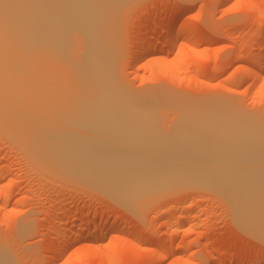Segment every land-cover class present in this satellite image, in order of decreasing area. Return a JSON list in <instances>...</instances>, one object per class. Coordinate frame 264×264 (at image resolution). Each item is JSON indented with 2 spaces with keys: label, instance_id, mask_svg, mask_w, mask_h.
I'll use <instances>...</instances> for the list:
<instances>
[{
  "label": "rangeland",
  "instance_id": "374dc122",
  "mask_svg": "<svg viewBox=\"0 0 264 264\" xmlns=\"http://www.w3.org/2000/svg\"><path fill=\"white\" fill-rule=\"evenodd\" d=\"M115 5L116 78L127 107L147 115L144 124L165 138L137 147L149 145L185 160L192 149L177 135L197 131L198 115L218 113L220 124L224 120L237 136L243 134L246 145L250 139L259 146L252 145L264 166V69L256 78L250 74L264 62V0H117ZM173 20L179 35L169 45L165 35ZM73 42L70 57L78 59L83 39L78 34ZM149 43L156 47L146 61ZM74 68L70 59L52 60L60 90H47L49 104L32 114L41 115L39 125H68L60 118L73 113L74 97L88 94L65 90L78 83ZM91 118L84 125L102 130ZM1 121L0 264H264V225L262 237L238 226L227 197L207 179L155 183L132 205L123 202L126 206L93 178L61 166L56 170L38 155V147L32 151L16 122ZM144 167L180 173L194 168L174 162ZM161 239L168 246L157 248Z\"/></svg>",
  "mask_w": 264,
  "mask_h": 264
},
{
  "label": "bare ground",
  "instance_id": "6f19581e",
  "mask_svg": "<svg viewBox=\"0 0 264 264\" xmlns=\"http://www.w3.org/2000/svg\"><path fill=\"white\" fill-rule=\"evenodd\" d=\"M115 2L117 0H0V121L16 122L20 128L18 132L24 133L31 141L32 151L35 148L37 152L38 147L41 150H38V155L44 161L55 164L56 170L60 168L57 166H61L93 178L100 186L112 191L110 194L115 200L117 198L129 205L156 184L159 186L185 176L207 179L213 184L211 188L219 189L227 197L237 225L262 237L264 166L258 163L261 157L253 151V146L260 148L250 139L246 145L244 135L237 136L224 120L220 124L221 119L218 120L222 114L216 113L217 118L200 114L197 116V131L177 135L180 143L192 149L185 160L175 159L164 150L157 153L149 145L145 150L137 147L138 142L151 144L154 140L163 141L165 138L151 125L144 124L147 115L127 107L128 101L116 78L111 56L116 37L113 30L117 27L118 18L117 9H113V6H118ZM169 25L165 40L172 45L179 33L175 31V20ZM78 34L84 47L79 58L74 59L70 57L74 46L72 40ZM155 47L151 43L146 46L144 60L152 56L150 54ZM59 58L70 59L75 65L73 70L78 83L75 86L70 82L65 90L89 91L85 96L74 97L75 110L60 118L68 125L50 122L41 126V115L32 114L37 113L43 104H49L47 90H60L51 74L52 60ZM263 69L264 62L250 68V74L256 78ZM88 110H93V114ZM87 117L102 124L103 129L86 127L84 121ZM51 119L47 115L45 122ZM261 140L264 143L263 136ZM145 162L191 164L194 168H190L191 173L171 169L157 171L145 169ZM104 228L92 232L98 234ZM66 241L60 245L57 255H62L68 246L70 241ZM165 246H168L167 241L162 239L156 244L157 248Z\"/></svg>",
  "mask_w": 264,
  "mask_h": 264
}]
</instances>
